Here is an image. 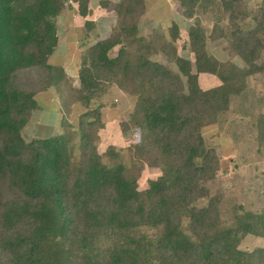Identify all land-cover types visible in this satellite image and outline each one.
Instances as JSON below:
<instances>
[{
  "label": "trees",
  "instance_id": "1",
  "mask_svg": "<svg viewBox=\"0 0 264 264\" xmlns=\"http://www.w3.org/2000/svg\"><path fill=\"white\" fill-rule=\"evenodd\" d=\"M75 1L80 15L91 13V0ZM146 1L118 0L116 26L84 49L73 86L50 62L64 2L0 0V264H264V247L240 248L249 234L264 238V207L236 206L234 225L222 227L221 195L208 188L220 157L202 132L222 119L251 76L264 73V0L259 13L246 10L245 0H178L187 18L203 10L216 19L210 35L199 20L190 26L194 62L178 53L177 22L167 34H141ZM249 17L255 24L245 30ZM209 38L227 39L244 66L211 55ZM159 52L178 70L153 60ZM200 73L221 84L203 89ZM63 82L62 131L27 141L22 131L39 108L36 96ZM113 86L136 98L123 123L140 133L129 146L130 164L124 149L110 145L102 154L97 145L105 124L96 102ZM74 104L85 108L77 127L69 121ZM256 127L264 141V112ZM144 164L161 174L141 189Z\"/></svg>",
  "mask_w": 264,
  "mask_h": 264
},
{
  "label": "rangeland",
  "instance_id": "2",
  "mask_svg": "<svg viewBox=\"0 0 264 264\" xmlns=\"http://www.w3.org/2000/svg\"><path fill=\"white\" fill-rule=\"evenodd\" d=\"M146 14L140 20V32L142 35L152 38L156 31L168 33V28L173 22L180 26V38L175 42L178 53L184 58L194 62V53L188 41L190 26L199 20L207 30L208 35L216 25L213 12L198 10L193 18H187L183 14V6L178 0H147ZM246 10L250 13H259L262 0H245ZM96 16H106L109 22L110 36L116 26L118 17L117 4L108 9L99 5L97 0L93 2ZM71 8V10L76 9ZM67 10V9H66ZM65 10V11H66ZM77 10H75L76 12ZM98 11V12H97ZM100 11V12H99ZM59 37L61 44L50 62L58 64L68 72L73 86H79L78 70L80 68L81 54L84 49L97 41L98 36L90 32L91 27H86L84 19L73 17L71 20L59 18ZM113 24V25H112ZM221 26H226L224 18ZM249 17L243 24V29L248 30L254 26ZM111 26V29H110ZM102 28V25L100 26ZM108 29V26L106 27ZM92 31V30H91ZM108 36V37H109ZM65 44V45H64ZM208 52L222 62H234L238 67H243V60L231 52L229 42L225 38H209L207 43ZM54 55V54H53ZM152 59L164 63L174 70H178L176 63L162 52L155 53ZM264 60V51L260 62ZM200 86L209 89L220 85L221 80L211 73H200ZM67 85L63 82L47 91L40 92L36 99L39 108L32 113V117L23 129V137L27 141L37 138L48 137L62 131L61 119L64 108V98ZM136 98L119 89L117 86L110 88L108 93L97 100L96 104H102V120L104 127L97 132V145L100 153H105L110 145L124 149V158L127 164L131 163L132 151L129 146L140 139L139 130L132 126L124 127L128 122L130 113L135 106ZM85 111L80 104H74L69 121L77 127L79 116ZM264 112V73H258L249 78L247 89L239 96L232 97L230 109L217 123L203 128V135L210 147L216 149L220 157V169L217 176L208 182V188L212 195H221L220 212L222 227L234 225V209L236 206L251 211H260L264 207V141L258 139L256 122L258 116ZM73 156H80V136L78 135L73 144ZM107 161V158H104ZM161 174L158 167L147 164L142 166L139 178L141 189H146L151 179ZM206 200L201 201V205ZM264 247V238L247 235L240 248L253 250Z\"/></svg>",
  "mask_w": 264,
  "mask_h": 264
},
{
  "label": "crops",
  "instance_id": "3",
  "mask_svg": "<svg viewBox=\"0 0 264 264\" xmlns=\"http://www.w3.org/2000/svg\"><path fill=\"white\" fill-rule=\"evenodd\" d=\"M94 1L95 0H91V2H90V10H91V8L94 9V6H93L94 5L93 4ZM102 1L103 0H97V3H99V5H101ZM117 2H118V0H110V4L108 6L111 7L113 4H115V3L117 4ZM109 7L106 6L105 9H108ZM72 8H75V7H72ZM75 10H77V11L75 12ZM60 17L61 18L64 17L67 20H71V19H73V17L74 18L75 17H81L82 19H84V23H85L86 27H91L90 32H88V31L86 32L87 33L86 34L87 37L90 36L91 33L96 34V36H98V39H104V38H107L109 36V35H107V32L109 31V23H110L109 21L110 20H107L106 16H103V14H100V17L98 18L96 16V11L95 10H93V11L91 10V13L88 16L84 17V16L80 15L78 7L76 9H74V10L73 9L71 10V8H69L66 11H64L63 14H61V15H59L57 17V25L59 24L58 21L60 20L59 19ZM101 25H102V28L100 27ZM107 26H108V29L106 28ZM110 29H111V26H110ZM59 31H61V30L59 29V26H58V35H59ZM61 41L62 40L60 38V44H61ZM60 44H59V46H60ZM59 46H58V48H59ZM58 48L56 49V51L54 52V55H52V57L55 56ZM54 65L61 66V65H58V64H54ZM66 73L69 74L68 72H66Z\"/></svg>",
  "mask_w": 264,
  "mask_h": 264
},
{
  "label": "built area",
  "instance_id": "4",
  "mask_svg": "<svg viewBox=\"0 0 264 264\" xmlns=\"http://www.w3.org/2000/svg\"><path fill=\"white\" fill-rule=\"evenodd\" d=\"M62 1L64 2L66 9L77 7L75 0H62Z\"/></svg>",
  "mask_w": 264,
  "mask_h": 264
}]
</instances>
